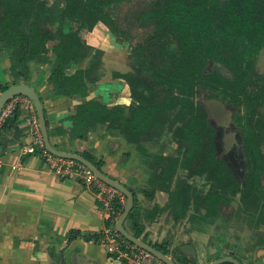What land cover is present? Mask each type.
Masks as SVG:
<instances>
[{"label":"crops","instance_id":"crops-1","mask_svg":"<svg viewBox=\"0 0 264 264\" xmlns=\"http://www.w3.org/2000/svg\"><path fill=\"white\" fill-rule=\"evenodd\" d=\"M93 33L91 44L102 45L103 37L99 39ZM9 54L10 49L0 51V84L10 82L12 77ZM90 58L86 57V64ZM84 60L80 65L70 62L66 72L84 67ZM102 60L103 68L104 57ZM55 64L50 50L46 58L28 62L27 83L41 98L49 139L61 150L88 154L100 162L102 171L132 191V214L123 221L127 231L133 233L136 229L141 239L161 246L169 256L180 257L178 264H206L226 255L242 264H264V226L255 224L254 212L239 207L227 209L228 221L219 227V233L234 239L229 241L233 245L215 252L217 242L214 248L206 243L212 235L210 229L194 225L198 211H194L193 221H189L192 209L176 215L169 206V192L151 183L157 168L154 155L161 151L173 153L151 151L150 140L137 143L97 115L88 113L81 124L75 122L81 110L86 113L82 106L89 102L94 106L100 103L103 112L115 104H128L123 115L131 116L133 104L123 96L118 80L101 78L87 82L80 93H65L47 80ZM26 114L24 103L19 101L12 125L0 133V264H122L111 256L101 239L103 227L114 225L118 216L113 218L99 203L95 191L78 179L59 175L36 153L21 152L20 146L31 142ZM12 163H19L21 168H10ZM174 183L173 177L171 189ZM204 246L213 254H200Z\"/></svg>","mask_w":264,"mask_h":264},{"label":"trees","instance_id":"trees-1","mask_svg":"<svg viewBox=\"0 0 264 264\" xmlns=\"http://www.w3.org/2000/svg\"><path fill=\"white\" fill-rule=\"evenodd\" d=\"M61 1H63V6L57 11L51 7L49 0H0V51L10 49L8 68L12 76L10 82L0 84V90L13 83H27L29 60L39 57L46 58L48 50L54 54L56 64L49 72L47 80L55 82L60 91L80 93L86 88L87 82L93 83L100 80V75L104 71L101 67L103 47L93 48L80 36L81 31L91 30L97 21L106 24L115 35L124 36L125 38L128 36L126 33L129 32L131 34L129 35L133 36L132 33L139 26L143 27V48L141 49H145L147 53H151L155 47L162 46L161 42L166 41L169 36L168 30H172L173 35L176 37L175 42H178L177 52L183 55H180L181 58L178 61L174 60L172 71L174 76L171 73L170 85L177 86L183 89L184 92H190L193 86L201 83L199 81L202 75V71L199 69L201 61L197 56L199 45L197 43L189 46L185 45L178 33L185 23L189 25L190 29H193V26L198 23V18L195 17L196 14L205 12L201 7L190 11L182 9L172 11L170 8L167 9L166 6H161L160 1L163 0ZM178 1L176 7L180 8L183 0ZM122 7H127L128 11L123 12ZM225 27L226 25H224ZM219 30L221 32L222 28ZM248 34L250 36V33ZM249 41L251 42L250 37ZM152 47L154 48L151 49ZM253 48L256 49V47ZM179 53L174 55L176 56ZM88 55L91 58L84 67L78 66L72 73L66 72L67 65L70 62L80 65ZM97 55L99 56L97 57ZM142 56L146 58L143 52ZM141 68H143L141 72L148 71L146 75L151 77L152 80H154V77H159V90H157V93L163 98L162 101L155 99L146 101L145 105L136 110L132 118L122 116V107L119 104H115L103 112L100 103L94 106L92 102H89L82 106L86 113L84 114L81 110L75 122L81 124L86 114L89 113L97 115L96 117L99 119L108 120L110 126L119 128L129 139L137 140L144 134L148 136V126L158 124L162 120V117H160L162 110L173 107L178 99L174 94L168 93L165 85L168 81L163 80V76L156 74L150 66H145V64ZM242 71V68L238 69V79H242ZM114 72L118 73L116 70ZM245 74L246 71L244 70L243 75ZM256 74L259 73L256 72ZM114 80H117V78H114ZM219 81L224 84L228 79L220 74ZM238 82L240 81L238 80ZM189 88L190 90H188ZM188 104L190 107L189 117L185 118V121L183 116L180 117L185 126V130L182 127L183 130L180 128L183 133L182 136L187 138L188 144L185 145L183 150H181L180 145L174 156L161 155L162 161L157 163L151 183L161 185L169 192V206L176 215L184 214L190 205L197 209V205L202 201L207 209L205 215L217 216L224 207L226 208L229 205L232 196L239 193L237 196L239 207L254 212L255 224L264 226V195L259 187L262 170L264 169L262 164L263 152L260 148L261 144L264 143V134L261 132L255 134L252 131L245 136V146L242 144L241 153L245 155V158L248 157V165H244L239 169L245 173L248 182L245 187H240L238 182L234 180V175L238 173V170L232 165L223 163V160L214 157L211 148L203 149L204 145L209 146L210 139L203 136L202 126L204 121L198 114V110L192 108L191 102ZM15 111L5 119L2 130L12 125ZM104 113L106 115L102 116ZM77 136H80V134H77ZM82 155L91 160L97 167H101L100 162L93 160L88 154L82 153ZM193 159H196L199 165L193 164ZM177 167L186 169L188 175L205 172L207 178L211 181V185L204 195L190 192L186 182L180 178L181 176H177L174 188H170ZM190 200L192 204H190ZM116 208L113 205L112 209ZM132 210L131 208L128 213L129 216H131ZM223 214L226 216V212ZM193 217H196L195 213H191L190 218ZM132 234L138 237L140 233L135 229ZM143 240L145 241L144 238ZM151 245L167 253L161 246ZM181 260L185 261L184 259ZM221 264L231 263L224 262Z\"/></svg>","mask_w":264,"mask_h":264},{"label":"flooded vegetation","instance_id":"flooded-vegetation-1","mask_svg":"<svg viewBox=\"0 0 264 264\" xmlns=\"http://www.w3.org/2000/svg\"><path fill=\"white\" fill-rule=\"evenodd\" d=\"M160 2L161 6H166L167 9L170 8L172 11L179 9L190 11L198 7L205 10L204 13L196 14L195 17L198 18V23L193 26V29H190L189 25L185 23L178 32L185 45L189 46L194 43L199 45L197 56L201 61L199 64V69L202 71L199 78L201 83L193 86L190 92H184L183 89L170 85L169 80L174 68V60L178 61L181 58L180 55H183L177 52L178 42H175L176 37L173 35L172 30H168L169 36L166 41L161 42L162 46H154L155 48H151H154L152 52L147 53L145 49H141L143 48L142 32L144 30L141 26L132 33L133 36H130L129 32L126 33L128 36L125 38L124 36L115 35L105 24L113 36L131 42L134 48L133 46L131 48L122 45L115 52L104 40H102V45H100L101 43L97 44V46L103 47L101 60L104 57V71L100 77L109 82H112L111 80L114 78L119 81L123 96L130 100V104H133L131 116L123 115L124 107H129L128 104H119L122 107L123 117L127 118L134 117L136 110L145 105L146 101L163 100L157 93V90H159V77H154V80H152L151 77L146 75L147 70L141 72L142 65L150 66L156 74L163 76V80L168 81L169 85L165 83L167 91L174 94L178 101L173 107L162 110L160 114L162 120L158 124L148 126V136L145 134L140 136L136 140L137 143L149 140L151 138H149L150 133L154 132L155 135H159L157 131H161L164 125L168 124L169 129L173 130L170 138L174 150L177 151L180 145L181 150H183L185 145L188 144V140L182 136L181 129L185 130L184 121L185 118L189 117L190 107L188 103L191 102L192 108L198 110V114L204 121L202 126L203 136L210 139L209 146L204 145L203 149L211 148L214 157L223 160L225 164H234L235 167L236 164L248 165V157L245 158V155H242L241 152L232 163L227 158L218 156L216 149L224 148V152H228L227 155H229L234 145L237 147L239 143L241 149L242 144L245 146V136L248 132L253 131L255 134L259 132L264 134V3L261 4L262 8L260 10L258 0H183L180 8L176 7V4L179 3L178 0H163ZM121 10L126 13L128 8L122 7ZM224 25H226L225 28ZM92 28L85 31V33H91ZM220 28H222L221 32ZM248 33H250V36ZM202 42L203 45L201 46ZM88 44L93 48L97 47L91 43ZM253 47H256V49ZM142 52L146 58L142 56ZM175 53L179 54L175 56ZM131 57H134L133 62ZM115 58H117L116 62L114 61ZM240 68L243 70L241 72L242 79L237 77ZM116 69H118L117 74L114 72ZM244 70L246 71L245 75H243ZM256 72L259 74H256ZM220 74L228 79L224 84L219 81ZM152 111L156 114L154 110ZM181 116L184 117V121L180 119ZM221 133L224 134L222 145L221 135L219 141L216 139ZM261 145L260 148L263 152L262 164L264 165V143ZM202 162L204 163V161ZM192 163L199 165L196 159H193ZM180 169L184 171L185 178H183V181L186 182L189 191L204 195L211 185V181L207 178L205 172L188 175L186 169ZM239 170L237 175H234V180L238 182L240 187H245L248 182L247 176L245 177L244 172L240 175ZM175 175L177 174L175 173ZM193 177H204L207 180L208 188L206 191L196 192L201 188L189 180ZM238 177L241 179L244 177L241 184L237 180ZM263 181L264 169L259 183L264 195ZM238 195L239 193L235 195L236 200ZM190 204H192L191 200ZM235 207H239L238 201ZM227 209L228 207H226V211ZM171 257L176 263L180 258L177 259L176 255Z\"/></svg>","mask_w":264,"mask_h":264},{"label":"built area","instance_id":"built-area-1","mask_svg":"<svg viewBox=\"0 0 264 264\" xmlns=\"http://www.w3.org/2000/svg\"><path fill=\"white\" fill-rule=\"evenodd\" d=\"M19 101L23 102L26 108L25 121L31 136L30 143L20 146L21 152L36 153L59 175L78 179L86 187L95 191L99 203L109 211L113 218L119 216L124 206L125 195L114 186L98 178L81 161L58 156L45 147L35 108L27 96L15 94L5 101L0 109V133L3 122L14 113ZM1 164H3L2 160H0ZM10 168L20 169L21 165L12 163ZM113 205L117 208L112 209ZM101 239L111 256L120 260L122 264H168L149 250L126 239L111 223L103 227Z\"/></svg>","mask_w":264,"mask_h":264},{"label":"rangeland","instance_id":"rangeland-1","mask_svg":"<svg viewBox=\"0 0 264 264\" xmlns=\"http://www.w3.org/2000/svg\"><path fill=\"white\" fill-rule=\"evenodd\" d=\"M263 1L264 0H258L260 10L262 8L261 4L264 3ZM49 3L51 5V7H53V9H55L57 11H59V9L62 8V6H63V1H61V0H49ZM93 31L95 32V34L94 33L92 34L93 36L95 35L100 39V35H101V37H103V39L101 38L100 40H104V42L107 43L108 45H110V47H112L115 52H116V50L118 51L120 49L119 46H122V45L131 47V48L133 46V48H134V45L131 42H128L127 40L125 41L122 38L117 37L115 35L113 36L112 33L110 32V30L108 31V27L105 24H103L101 21H97L93 25L92 32ZM91 33L89 32L87 34V32L85 33V31H81L80 36L82 38H86L88 36L87 37L88 38L87 43H91V39H90ZM86 34H87V36H86ZM89 54H90V52H89ZM89 56L90 55H88V57ZM114 60H117V58H115ZM133 61H134V57L132 58V62ZM86 62H87V59L85 58V60L82 64L86 65ZM167 126H168V129H167ZM169 127L170 126L168 124H165L164 128L161 131H157V133H159V135H155V133L153 131H150V132H153V133H150V135H149V138L150 137L152 138V139L151 138L149 139L151 141L150 142L151 143V145H150L151 151H157L158 152L160 149H163V150H167L168 153H173V155L176 153L175 150L171 151L174 149V145H173L171 138H170L173 130L172 129L170 130ZM220 135H221V137H220ZM219 137L221 139V145H222L223 144L222 138H224V134L221 133L217 136L216 139L218 141H219ZM231 150H232V152L229 155H227L228 152H224V148L223 149L217 148L216 154L218 156L227 158L229 161H231L233 163V161L237 159V156L240 155V152H241V148H240L239 143H238L237 147L234 145ZM162 153L163 152L161 151V153L154 155L157 163L162 161L161 155H164ZM165 154H167V153L165 152ZM158 155H160V156L158 157ZM232 166L237 170H239V168L241 169V167H242V165H237V164H236V167L234 166V164H232ZM239 172H240L239 173L240 175L243 174V172L241 170H239ZM176 174L177 175H175L174 180L177 176L178 177L181 176L180 178H185L184 171L181 170L180 168H177ZM238 178H237V180L240 181V184H241L244 177L242 179L241 178L238 179ZM193 179H195V180H193ZM189 180L192 181L194 184H196V186L198 185L201 188V190H197L196 192L199 191L202 193V192L206 191V189L208 188V182L204 177H200V178L199 177H193V178H189ZM257 190H255V191H257ZM236 202H237L236 196H232L231 201L229 202V205L227 207L228 208L235 207ZM203 204H202V201H200V203L197 205L198 206L197 209L195 207H192V206H189L188 209L191 210V209L195 208V210L198 211V213H199V215L196 217V219L194 221V223H195L194 225L199 224L200 228L205 226L204 228H206V230H207V228L210 229L209 232H211L212 235H211V238L209 239V241L206 242L207 245L210 244L214 248V243L217 242L216 244L218 245V248L217 247L215 248V252H219L222 249V247L233 245L229 241H234V239H230V237L228 238V237L224 236V234L219 233L220 232L219 227H221V225L225 226V224H227L226 222L228 221L226 219L225 215L223 214L226 212V208L224 207V210H222L223 213L220 212V214H218L217 216L210 215V214L205 215V213L207 212V209H206V206ZM195 210H192V212L194 213ZM213 220H215V222ZM189 221H193V219L190 218ZM233 222L235 223L236 221L233 220ZM200 248L203 249V250L199 251L200 254H204L205 257L210 256V253H208V252H211V254H213L211 249L206 248V246L200 247Z\"/></svg>","mask_w":264,"mask_h":264},{"label":"water","instance_id":"water-1","mask_svg":"<svg viewBox=\"0 0 264 264\" xmlns=\"http://www.w3.org/2000/svg\"><path fill=\"white\" fill-rule=\"evenodd\" d=\"M118 71V69H116ZM15 94H23L27 96L34 108L35 112L38 118V123L40 127V131L43 137L44 145L45 147L51 151L52 153L63 156L67 158H74L82 163H84L98 178L103 180L104 182L109 183L110 185L114 186L118 190H120L125 195V205L122 209L121 213L119 214L118 218L115 221L114 227L129 241L149 250L150 252L154 253L158 257H160L164 262L168 264H177L171 256L163 252L162 250H159L155 248L150 243L144 241L140 237H137L127 231V229L123 225V221L128 215L129 211L132 208L133 205V193L130 189H128L125 185H123L120 181L117 179L109 176L104 171H102L99 167H97L91 160L87 159L83 155L76 153V152H70V151H64L59 148H57L55 145H53L49 139L48 135V129L47 124L44 116V109L42 105V101L40 96L38 95L37 91L28 83L25 82H18L13 83L5 87L4 89L0 90V109L5 103V101L10 98L11 96ZM224 262H230L231 264H242L237 258L226 255L222 257H218L212 261H209L206 264H221Z\"/></svg>","mask_w":264,"mask_h":264}]
</instances>
